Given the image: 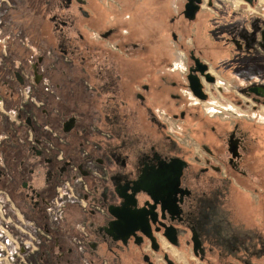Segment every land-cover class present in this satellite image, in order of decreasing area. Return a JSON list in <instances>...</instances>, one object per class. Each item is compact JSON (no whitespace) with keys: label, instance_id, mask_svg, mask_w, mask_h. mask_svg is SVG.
Returning a JSON list of instances; mask_svg holds the SVG:
<instances>
[{"label":"flooded vegetation","instance_id":"flooded-vegetation-1","mask_svg":"<svg viewBox=\"0 0 264 264\" xmlns=\"http://www.w3.org/2000/svg\"><path fill=\"white\" fill-rule=\"evenodd\" d=\"M38 1L24 9L37 25L31 30L45 34L37 50L50 55L51 45L66 61L76 53L73 88L82 92L60 94L48 60L19 39L30 72L45 82L47 113L36 136L37 98L17 94L14 115L25 108L32 117L21 124L18 113L13 131H0V199L27 218L23 231L38 226L46 245L66 243L50 254L58 264H264V133L214 108L203 121L196 109L209 100L210 86L225 94L209 63L191 47L177 77L173 62L143 60L148 0ZM131 33L140 35L139 44L126 41ZM51 58L65 75L67 66ZM9 65L11 81L25 71ZM190 72L204 99L191 91ZM246 89L264 105L256 85ZM57 190L60 204L51 205Z\"/></svg>","mask_w":264,"mask_h":264},{"label":"rangeland","instance_id":"rangeland-1","mask_svg":"<svg viewBox=\"0 0 264 264\" xmlns=\"http://www.w3.org/2000/svg\"><path fill=\"white\" fill-rule=\"evenodd\" d=\"M28 0H0V49L6 47L7 54L12 56H20L19 54L20 49L24 46L21 42L17 41L19 39L27 40V42H30L34 44L36 47V52H40L39 54L43 57H45V65H47L50 69V71H53L50 74L51 80L54 84H59L60 87V94H81L82 89L77 85H74L75 88H73V83H76L75 79L78 81L76 76V72L74 70L73 63L78 59V55L76 53H68L67 56H69L70 59H63L59 56L57 51L53 48H51V45L47 46V49L49 50V54L51 55H45L43 52L37 50L38 45L41 46V41L45 42V34L38 35L37 33L33 32L31 30V27L34 26L37 29V25H34V22H30L29 20L31 14L28 11H24L29 9V5H32V8L37 6L39 3L38 0H34L33 2H27ZM101 2L103 0H100ZM106 1V0H104ZM143 4V0H140ZM187 0H149L146 4L143 5V14L141 16L143 17V60H164L167 59L171 62H173L177 68L176 75L184 76V63L188 61V49L191 47H194L195 51L199 53L202 58H204L205 61L209 63V69L214 74V76L217 78L218 85L223 87V90L225 94H216L214 91H216V85L213 87L210 86L211 94L209 95V100L203 102L202 104H199L196 111L198 114L203 116V121H207V116L209 115V108L218 109L221 111V114L227 115L230 117L236 115V118L242 122V124H248L249 126H252V129L264 133V105L262 103H256L251 99V96L253 94H245L244 92L247 91V87L251 86L252 83H249L247 79H244V89L243 92L240 90L238 86V82L235 78H232L230 76V73L221 72L223 70L222 68H219V65L217 63L218 59L215 60L216 63L211 62V60L206 59L205 52L202 50L200 52V47L194 46L193 42H190V33H188L189 28L187 27L188 22L184 19V4ZM154 2V3H153ZM225 3L228 4L230 8H233L234 10L238 12H242L246 16L256 15L264 17V0H255L253 4L247 3L245 0H200L199 6H201V10H208V12L215 9V7H218L219 4ZM30 5V6H31ZM42 5V4H41ZM128 10H125L122 12L127 13ZM116 13L113 11H109L107 14V18H115ZM140 16V15H139ZM42 20V19H41ZM106 20V19H105ZM43 22V20H42ZM41 27L45 29L47 27V23L44 21L41 24ZM36 31V30H35ZM19 33V36L17 37L16 34ZM172 33L176 34V40L173 39ZM7 35V37H6ZM13 37V38H12ZM140 35L139 34H130L128 38L126 39L127 42L130 43H140ZM234 38V37H233ZM236 38V37H235ZM4 40V41H3ZM13 40V41H12ZM32 41V42H31ZM108 43H111V41H107ZM177 43L179 46H177ZM19 44V45H17ZM161 46L162 50L159 49H149L150 46ZM223 47V48H222ZM20 48V49H19ZM160 48V49H161ZM221 50L225 49L223 44L220 45ZM253 46L251 47L252 51ZM19 50V51H18ZM38 54V53H37ZM53 57L54 59H58L59 65H65L67 66V73L65 75L60 74L59 67H54V63L51 61ZM51 58V59H50ZM54 61V60H53ZM161 63V62H160ZM217 64V65H216ZM159 64L154 63L153 68L156 70L163 69L162 66H168L165 62L159 66ZM22 69L21 67H17ZM144 68V67H143ZM144 75V73H143ZM239 78L240 81L243 83V79L241 77L236 76ZM73 78V80H72ZM261 80V78H260ZM47 81V80H46ZM44 82V81H43ZM41 82L40 84L37 83V87L34 90V97L37 99L36 101V113L38 116H40V112L43 111V104L42 96L41 94H44V83ZM10 83V84H9ZM9 83L6 84V86H3L1 83L0 85V94H5V91L10 88L12 85V81L9 80ZM254 85L257 87L260 86V82H254ZM218 92V90L216 91ZM40 97V99H39ZM9 110V113H4L3 111H0V122L2 120L0 131L1 134H3L2 130L6 126H9V123H14L15 121H18L17 118L19 115V120L21 122H25L26 119L32 115L29 113L28 109L22 108L21 112L19 110L17 115H14V112L16 111L17 107L12 106ZM19 109V108H18ZM25 109V110H24ZM68 110H70L68 108ZM220 114V115H221ZM238 116V117H237ZM60 117V115H59ZM58 114L55 117V121L57 120L58 128H60L59 118ZM32 119V118H31ZM36 123V119H35ZM37 128L34 130V134L39 133L38 124L35 125ZM29 131V130H28ZM36 132V133H35ZM32 133V132H31ZM23 137H26L27 134V128L23 129L21 132ZM34 135V136H35ZM38 135V134H37ZM36 135V136H37ZM33 136V137H34ZM36 137H34L35 139ZM33 139V138H32ZM33 141V140H32ZM31 141V142H32ZM59 187V186H58ZM57 187V188H58ZM55 193V197H51V205L55 203V200L58 197L59 190L53 192ZM42 218V217H41ZM40 218V219H41ZM26 219L23 216L16 213L15 208H12L11 205L5 200V198L0 199V231L2 230L4 234L10 236L11 238H14V241L10 240V244L8 245L7 250L12 251L13 247L25 249L23 253H20L19 256L12 257L13 259H8L9 262H12L11 264H17L16 258H18L19 264H37L38 259H35L34 255L30 253L28 255V250L30 251L33 248V243H35V240L39 239V229L38 232L31 233L29 231L24 232L25 225H26ZM59 220V218L57 219ZM46 220L45 218L41 219L40 222L44 223ZM28 222V221H27ZM39 222V224H40ZM37 227V226H36ZM22 233H30V236L25 235L22 236ZM32 234V235H31ZM20 237H22L20 240ZM48 246L45 245L46 248L43 250L44 252L47 251L45 258H42V261L40 264H58L56 262V258H52L50 255L52 251L58 252L61 249H66L67 244H62V248H57L56 245L53 248V245L49 243ZM49 247L51 249H49ZM51 251H49V250ZM42 251V252H43ZM49 251V252H48ZM28 253V254H27ZM37 250V254H38ZM60 259V258H58ZM73 260V259H72ZM71 260V261H72Z\"/></svg>","mask_w":264,"mask_h":264},{"label":"crops","instance_id":"crops-1","mask_svg":"<svg viewBox=\"0 0 264 264\" xmlns=\"http://www.w3.org/2000/svg\"><path fill=\"white\" fill-rule=\"evenodd\" d=\"M200 7L195 11L192 18H184L188 22L190 42H193L194 46L197 44L196 46L200 47V52L204 50L206 59L214 63L218 59L219 68L223 69V66H225V72L230 73V76L237 80L238 86L244 87V79H247L249 83L260 82V86L264 87V17L246 16L242 12L230 8L225 3L219 4L211 13L208 10H201ZM16 35L18 37L19 33ZM221 43L225 48L223 50L220 48ZM252 46L253 49L250 51ZM27 50L26 47H23L20 49V52L22 51L19 54L20 56H12L9 59L11 56L7 54L6 47L0 49V56L4 57L2 53L7 54L6 62L3 63L2 61L0 64V85L2 83L3 86H6L11 80L10 76L12 74L8 72L9 64H15L10 67L11 69L16 67V63L25 69L18 75L17 80L15 78L12 81V86L5 91V94H2L4 103L1 104V107L4 113H7V110L12 106L15 105L16 107L17 94H20L25 87L29 88L30 93H33L37 87V78L29 70ZM236 76L241 77L243 83ZM22 86L24 87L22 88ZM39 114L40 116L35 115L36 123L42 125V120L46 119L47 113L41 111ZM0 123H2V120ZM12 128L13 125L10 122L9 126H6L3 130L11 131ZM38 229L40 228L37 226L35 231L38 232ZM39 233L42 234L41 230H39ZM44 244L46 245L44 238L39 237L30 250L35 259H38L37 264H40L42 258H45L46 252L43 250L46 248Z\"/></svg>","mask_w":264,"mask_h":264},{"label":"water","instance_id":"water-1","mask_svg":"<svg viewBox=\"0 0 264 264\" xmlns=\"http://www.w3.org/2000/svg\"><path fill=\"white\" fill-rule=\"evenodd\" d=\"M247 3H252L253 0H245ZM199 3L200 0H187L184 4V16L187 18H192L194 16L195 11L199 8ZM195 64H201V62L199 61L198 58H194ZM203 67L200 68L205 69L206 65H202ZM196 69V68H195ZM193 69V70H195ZM188 80H189V87L191 89V91L193 92V94L197 97H199L200 99H204L205 95L204 94H200V88H201V84H199V82L197 81V78L195 76H193L190 72V74L187 76ZM210 81H213V77H210ZM257 89V88H256ZM259 91L262 92V94H256L259 95L261 97L264 96V87L259 86L258 87ZM64 130H68L69 128L66 127V125L64 126Z\"/></svg>","mask_w":264,"mask_h":264},{"label":"built area","instance_id":"built-area-1","mask_svg":"<svg viewBox=\"0 0 264 264\" xmlns=\"http://www.w3.org/2000/svg\"><path fill=\"white\" fill-rule=\"evenodd\" d=\"M254 1L255 0H253L252 3H249V4H253ZM43 81L44 80H42V82ZM43 83H44V87H45V82H43ZM20 94H24L25 96H27L28 94H31V93L29 91V88L25 87L24 90ZM0 101H1V98H0ZM60 197L61 196L58 195L57 199L55 200V203H53L55 206H57V204H60ZM10 240L14 241V238H11L7 234L5 235L4 232L1 230L0 231V253L4 254V260H3L4 264H11L12 262H9L8 259L12 260L13 259L12 257L14 256V254L16 256H19L20 253L25 252L24 251L25 249H21L20 247L17 249H16V247H13L12 251L9 252V250H7L6 248H8V245L10 244ZM20 240H22L21 237H20Z\"/></svg>","mask_w":264,"mask_h":264}]
</instances>
